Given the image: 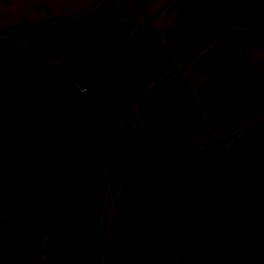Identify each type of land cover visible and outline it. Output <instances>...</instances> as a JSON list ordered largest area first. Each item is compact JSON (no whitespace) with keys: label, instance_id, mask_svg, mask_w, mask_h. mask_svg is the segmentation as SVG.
I'll return each instance as SVG.
<instances>
[{"label":"flooded vegetation","instance_id":"1","mask_svg":"<svg viewBox=\"0 0 264 264\" xmlns=\"http://www.w3.org/2000/svg\"><path fill=\"white\" fill-rule=\"evenodd\" d=\"M252 2L0 0V46L12 52H17L16 48L28 51L25 44L17 40L26 36V31L38 27L41 36L53 33L54 39L49 45L54 48L41 49V79L56 74L69 80L71 86L90 94L93 101L87 102L93 107L94 102L100 100L82 83L99 87L105 84L104 78L99 79L100 73L104 74L102 71L132 68L129 71L135 74L132 90L136 95L129 112L125 98L118 99L122 104L121 113L109 108L113 116L105 115L112 129L115 120L123 133L135 136L150 130L154 119L165 116L174 121L182 120L177 131L182 147L175 151L179 149L187 155L195 153L211 138L217 141L219 151L230 158L219 165L236 168L238 159L248 161L243 138L250 134L254 123L264 121V0L258 2L256 18L250 9ZM254 19L258 26L252 30ZM78 55L97 58L93 67L102 71L94 72L96 75L92 74L91 82L81 80L82 62L65 60ZM47 56L61 60H50ZM117 57L125 58L123 65H119L121 62L110 65ZM127 57L132 60L128 61ZM206 64L210 66L208 69L214 70L216 82L213 84L206 82L203 74ZM224 72H236L242 89L220 92V95L242 98H226L220 105L212 106L203 99L205 90L211 85L219 88L225 84L224 79L231 80L229 75H222ZM55 79L51 76L49 81ZM257 86L261 96L252 107L247 101ZM101 105L106 106L104 102ZM114 160L109 158L106 162L103 175ZM170 165L166 202L161 203L164 209L157 210L159 234L143 245L140 263L264 264V193L254 194L253 190L238 193L237 184L223 177L210 189L212 194H200L198 202L195 201L198 208H189L188 198L195 197L191 192L197 188L186 185L183 177L186 173L180 168L186 163ZM153 167L148 171L149 176L163 182L157 161ZM108 189L109 185L104 198ZM198 190L204 192L205 188L200 186ZM262 190L264 192V183ZM119 192L117 188L110 194L104 216L103 203L94 239L103 242L112 239L109 223L113 200ZM42 250L43 242L41 260ZM108 257V246L94 243L81 251L77 264H104Z\"/></svg>","mask_w":264,"mask_h":264},{"label":"water","instance_id":"2","mask_svg":"<svg viewBox=\"0 0 264 264\" xmlns=\"http://www.w3.org/2000/svg\"><path fill=\"white\" fill-rule=\"evenodd\" d=\"M252 1L250 9L256 18L261 0ZM257 26L254 19L252 30ZM25 33L17 40L28 51L16 48L17 52H12L0 46V264H77L81 251L94 243L109 248L104 264H142L143 245L159 234L157 210L164 209L161 203L166 202L171 163H186L180 168L186 173L183 177L187 186L205 188L204 192H191L195 197L188 198L189 208H198L195 201L200 194H212L210 189L223 177L237 184L238 193H264V161L260 159L264 158V121L254 123L250 134L243 138L248 161L238 159L236 168L219 165L230 158L211 138L195 153L175 151L182 147L177 132L182 120L163 116L154 119L145 134L126 135L115 120L112 129L105 114L113 116L109 108L121 113L119 98L127 99L129 112L136 95L132 90L135 74L129 71L132 68L107 73L93 67L96 56L65 58L83 63L82 82H91L94 72L104 73L99 76L105 79L104 85L82 83L100 100L93 107L87 102L93 101L90 94L71 86L69 80L56 74L41 79V49L54 48L49 45L53 33L41 36L38 27ZM113 60L110 65L121 62V66L125 58ZM205 66L206 82L215 83L214 70L208 69L209 64ZM222 75L232 78L224 79L225 84L219 88L211 85L205 90L203 99L212 106L226 98H242L220 95L240 88L236 72ZM51 76L56 79L49 81ZM260 96L257 86L247 103L255 107ZM109 158H114V163L103 175ZM155 161L163 182L152 180L148 174ZM117 188L120 192L113 200L109 223L112 239H94L102 205L104 216L110 194Z\"/></svg>","mask_w":264,"mask_h":264}]
</instances>
